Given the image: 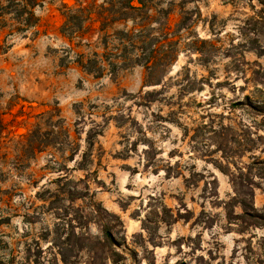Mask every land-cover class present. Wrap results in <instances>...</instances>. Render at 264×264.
I'll list each match as a JSON object with an SVG mask.
<instances>
[{"label":"rangeland","instance_id":"1","mask_svg":"<svg viewBox=\"0 0 264 264\" xmlns=\"http://www.w3.org/2000/svg\"><path fill=\"white\" fill-rule=\"evenodd\" d=\"M105 1L42 0L36 26L21 29L19 6L0 0V264H57L59 233L65 239L72 229L69 203L56 211L35 196L55 190L51 181L63 164L74 179L88 176L95 200L121 217L119 264H264V222L230 223L231 176L217 167L264 158V113L247 99L264 103V56L251 49L264 47V26L247 21L262 7L257 1L185 4L194 25L182 32L177 61L161 85L145 86L142 66L116 78L84 72L76 40L61 32L68 9ZM178 18L176 9L173 23ZM98 26L92 20L84 38L95 42ZM148 91L157 92L155 101L145 100ZM43 113L62 118L63 145L29 159L26 135L40 124L48 128ZM93 127L100 134L90 162L77 170ZM255 172L262 177L255 178L254 206L264 213V170ZM71 260L89 264L77 250Z\"/></svg>","mask_w":264,"mask_h":264},{"label":"trees","instance_id":"2","mask_svg":"<svg viewBox=\"0 0 264 264\" xmlns=\"http://www.w3.org/2000/svg\"><path fill=\"white\" fill-rule=\"evenodd\" d=\"M13 1L19 6L15 10V17L22 23L23 28L21 29L36 26L38 18L35 14V7L40 5L42 0ZM198 1L169 0L164 3L159 0L157 3L156 0H108L100 5L79 6L68 9L64 13L61 32L70 42L76 40L75 46L81 49L76 53V62L84 72L96 78L107 75L116 78L123 70L142 66L147 72L145 86L161 85L179 56L182 32L189 30L194 25V20L185 4ZM223 1L234 4L240 1L249 3L257 1L262 8L254 12V15L247 21L255 28L260 24L264 26V0ZM176 9L179 10V18L173 23L172 18ZM92 20L99 25L95 42L84 38ZM251 49L258 55L264 56L263 46ZM208 62L209 60H202L204 65H207ZM156 94L155 91H148L144 98L149 102L155 101ZM247 99L255 111L264 113V103H254L250 96H247ZM51 115L50 113L42 114V119L49 121L48 128H43L40 124L34 131L26 135L23 145L25 157L32 159L49 147L63 145L58 140L62 132L66 131L64 126L59 124L62 122V118L54 121L55 118ZM0 126H2L1 120ZM86 134L87 151L83 153L81 161L78 162L77 170H86L95 145L94 138L100 132L93 127ZM220 151L222 154L226 152L225 149H220ZM146 153H150L149 149ZM225 157L224 154L222 159ZM74 159L75 157L72 155L66 158V160L72 161ZM227 164L224 166L220 163L217 167L231 176L234 194L225 203L230 223L248 227L264 222V213L255 208L253 201L255 178L262 177L255 171L257 169L264 170V158L253 156L250 163L241 167L236 163L228 162ZM231 165L234 166V171L230 168ZM62 167L58 171L59 176L51 181L56 186L55 190L46 189L36 192L35 196L37 200L42 201L44 205L48 203L49 207L56 211L62 209L61 205L64 201L69 203V208L65 209V216L70 218L68 225L72 229L65 239H62L61 233H59L58 251L55 258L57 264L59 261L62 264H75L76 261L71 260V257L72 252L76 250L87 254L89 264H119L120 259L118 258L123 256L120 252L122 244L118 240V231L115 229L117 225H122L121 217L108 211L95 200L88 176L74 179L67 172L69 168L64 164ZM212 183L215 184L216 179H213ZM77 202L88 203L82 206ZM237 207L241 209V213L235 212ZM71 210L73 214H70ZM60 214L58 213V215ZM58 218L60 217L58 216ZM91 224H97L99 232L93 233L90 230ZM82 226L86 227V231L78 233V227ZM245 231L246 229L243 228L239 232L245 233ZM47 234L49 235L50 231ZM38 263L35 262V264Z\"/></svg>","mask_w":264,"mask_h":264}]
</instances>
